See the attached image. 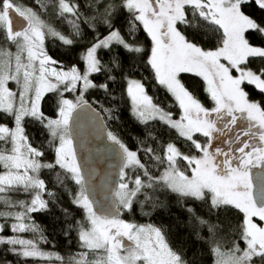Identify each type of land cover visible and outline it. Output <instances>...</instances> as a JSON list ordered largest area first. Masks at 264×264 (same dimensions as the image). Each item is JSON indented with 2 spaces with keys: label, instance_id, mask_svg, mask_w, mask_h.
<instances>
[{
  "label": "snow or ice",
  "instance_id": "1",
  "mask_svg": "<svg viewBox=\"0 0 264 264\" xmlns=\"http://www.w3.org/2000/svg\"><path fill=\"white\" fill-rule=\"evenodd\" d=\"M35 3L39 12L19 0H0V119L12 122L0 124V245L23 258L65 264L63 257L39 247L43 235L32 215L55 202V191L41 176L51 171L54 184L77 186L71 203L84 213L82 220L66 223L65 236L75 232L80 249L67 264H189L159 227L118 218L121 209L132 213L161 205V192L207 204L215 214L201 216L185 204L197 234H209L215 264H264V175L257 184L252 173L264 167V100L251 99L246 90L252 86L264 96V0H86L83 10L79 0ZM249 7L256 11L246 12ZM42 13L66 23L70 34L47 24ZM14 16L26 27L14 29ZM121 19L125 23L117 27ZM84 28L93 38L77 54L76 65L65 68L48 55L46 37L71 48L83 38ZM139 31L150 40L147 50L133 38ZM253 37L260 43L254 44ZM101 52L111 54L109 63ZM125 54L145 60L154 80L174 97L179 115L174 118L155 104L142 82L127 80L130 114L144 133L137 150H130L108 132L122 163L117 215L105 216L89 198L71 122L78 108L89 107L85 97L90 90L110 94L109 83L98 84L94 77L107 74L108 81L114 80L112 73L122 69ZM257 59L262 63L253 67ZM184 73L203 80L210 107L185 86ZM46 98L52 100L51 117L42 108ZM105 111L115 118L112 110ZM26 120L40 126L45 145H33ZM240 120L245 123L238 125ZM156 123L175 131L190 151H182L177 140L162 142L152 130ZM220 138L226 147H214ZM45 147L53 153L51 161L45 160ZM18 194L28 198L17 199ZM224 212H238L240 220L225 224L218 219ZM5 228L13 235L5 237ZM25 232L40 233L39 240L23 238Z\"/></svg>",
  "mask_w": 264,
  "mask_h": 264
},
{
  "label": "trees",
  "instance_id": "2",
  "mask_svg": "<svg viewBox=\"0 0 264 264\" xmlns=\"http://www.w3.org/2000/svg\"><path fill=\"white\" fill-rule=\"evenodd\" d=\"M19 3L23 6L31 7L38 12L40 11L35 0H19ZM79 3L83 10L86 6V0H79ZM245 11L252 13L256 10L249 7L245 9ZM256 14L259 15V12H256ZM41 18L61 33L65 35L70 34L69 26L50 13H42ZM124 23V19H121L117 27H120ZM102 31L103 29H101V32ZM121 31L123 32L125 29L121 28ZM92 38L93 33L88 31L87 28H84L83 38L77 39V44L74 47L68 48L63 46L61 42L52 37H46L45 47L48 55L60 61L61 64L67 68L78 63L77 54L83 51L84 47ZM133 38L146 50L150 48V40L143 31L137 32ZM252 42L254 44H259L260 40L253 37ZM4 46L8 47V45ZM204 46L209 48L212 47L211 44H205ZM100 58L107 64L111 60V54L101 52ZM122 63V69L116 68L112 73V75L115 76L114 80L108 81L107 74H100L94 77L95 82L98 84L109 83L110 94L100 89H92L86 94V99L102 112L108 132L116 134L130 150H137L139 140L143 137L144 129L137 124L130 114L131 103L126 94L127 80L135 79L142 82L145 85L147 94L153 98V102L162 109L173 113L174 118H178L179 108L174 97L154 80L152 70L144 59L127 55V58L123 59ZM261 63L262 62L257 59L252 66L257 67ZM181 77L185 86L188 87L205 106L210 107L211 101L207 97L203 80L189 73L181 74ZM246 90L250 93L251 99L255 101L264 100V96L254 90L252 86H247ZM42 108L48 116L51 117L53 115L51 98L45 99L42 103ZM105 109L112 110V114L115 118H109ZM0 124L11 126L12 122L5 117L0 119ZM24 126L25 132L34 146L45 145L47 136L38 124L34 121L26 120ZM152 130L154 134L159 135L162 142L177 140L178 143H181L182 151H190V145L182 144V142L178 140L175 131L159 123L153 124ZM201 140H203V137H201ZM45 152V160L51 161L53 159V153L49 151L47 147H45ZM56 171H59V169ZM41 176L46 180L48 188L55 191L56 199L54 203H50L48 210L32 214L35 224L39 226L43 235V240L40 241L39 247L45 252L56 253L63 257L65 264H67V261L80 250L75 232H71L68 236H65L66 223L73 220H82L84 216L83 210L73 206L71 203L72 194L78 189L77 186L71 182H68L64 187L54 184L53 173L51 171H42ZM158 196L159 200L162 202L161 205L151 208L137 207L132 213L124 211L122 218L127 222L137 225H152L154 227H159L163 231L169 246L180 254L184 260L188 261L189 264H191L193 260L196 264H215V257L210 250L211 244L209 242V234L207 231L197 234V230L193 227V222L189 213L185 211V204H187L195 208L196 212L201 216L207 215L216 218L215 214L209 211L207 204L194 200L184 201L167 192L158 193ZM16 198L28 197L24 194H18ZM64 210H67L69 213L67 218ZM240 216L241 214L238 212H233L232 214L224 212L220 214L218 219L225 224L231 222V224L235 226L240 220ZM10 222L12 221H9V223ZM3 235L7 237L13 235V233L5 228ZM22 236L39 240L40 233L34 235L25 232ZM241 247H243V244H241ZM7 249V245H0V264H59V262L54 259L43 260L23 258L10 253Z\"/></svg>",
  "mask_w": 264,
  "mask_h": 264
},
{
  "label": "water",
  "instance_id": "3",
  "mask_svg": "<svg viewBox=\"0 0 264 264\" xmlns=\"http://www.w3.org/2000/svg\"><path fill=\"white\" fill-rule=\"evenodd\" d=\"M27 22L13 17V27L22 30ZM73 147L77 161L82 166L89 198L94 201L98 214L115 216V192L119 183L121 157L119 149L108 139V129L102 112L89 102V107L78 108L71 122ZM254 182L264 175V167L252 169ZM122 215L119 211L118 218ZM127 244H131L125 241Z\"/></svg>",
  "mask_w": 264,
  "mask_h": 264
},
{
  "label": "rangeland",
  "instance_id": "4",
  "mask_svg": "<svg viewBox=\"0 0 264 264\" xmlns=\"http://www.w3.org/2000/svg\"><path fill=\"white\" fill-rule=\"evenodd\" d=\"M14 49V48H13ZM13 51H15V49L13 50ZM190 74V73H189ZM86 98V97H85ZM242 122H244L243 120H242ZM237 129H239V131H240V128H237ZM238 131V130H237ZM214 147L215 146H220V147H226V145L224 144V142H223V138H220V139H218V140H214ZM17 199H27V198H17ZM122 210V209H121ZM125 210H122V214H123V212H124ZM119 219H123L122 218V215H121V217L119 218ZM124 220V219H123ZM126 221V220H125ZM127 222V221H126ZM141 226H146V225H141ZM24 233H22V234H20L21 236L23 235ZM23 237V236H22ZM23 238H25V237H23ZM26 239H29V238H26ZM47 253H49V252H47ZM51 253V252H50ZM52 255H53V257H55L56 255H58V254H56V253H51Z\"/></svg>",
  "mask_w": 264,
  "mask_h": 264
},
{
  "label": "flooded vegetation",
  "instance_id": "5",
  "mask_svg": "<svg viewBox=\"0 0 264 264\" xmlns=\"http://www.w3.org/2000/svg\"><path fill=\"white\" fill-rule=\"evenodd\" d=\"M244 123H245V121H244V122H242V120L238 121V125H240V124H244ZM233 127L236 128V131L238 130L237 132H239V129H237V128H239V127H237V126H233ZM125 241H127L126 238H125ZM128 242H130V241H128ZM130 243H131V242H130Z\"/></svg>",
  "mask_w": 264,
  "mask_h": 264
}]
</instances>
